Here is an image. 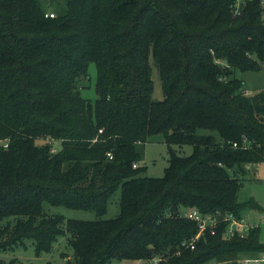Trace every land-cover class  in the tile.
<instances>
[{"label": "trees", "instance_id": "obj_1", "mask_svg": "<svg viewBox=\"0 0 264 264\" xmlns=\"http://www.w3.org/2000/svg\"><path fill=\"white\" fill-rule=\"evenodd\" d=\"M90 62L94 100L78 89ZM263 67L260 0H0V250L30 239L39 254L67 233L71 264H239L264 251L259 225L225 236L224 222L192 248L198 224L180 213L262 208L238 191L264 161V86L246 93L239 73ZM159 133L168 165L148 176L143 144ZM183 144L187 155L172 147ZM118 188V214L101 218Z\"/></svg>", "mask_w": 264, "mask_h": 264}, {"label": "rangeland", "instance_id": "obj_2", "mask_svg": "<svg viewBox=\"0 0 264 264\" xmlns=\"http://www.w3.org/2000/svg\"><path fill=\"white\" fill-rule=\"evenodd\" d=\"M243 0H237L240 3ZM47 11H53L49 8ZM152 64V60L150 58ZM245 81L248 80V87L253 90L264 86V67L259 71L247 70L239 73ZM260 77V78H259ZM259 78V79H258ZM95 79H96V67L94 62H90L87 67V74L85 77L78 79V89L81 96L94 100L97 95L95 92ZM152 79L154 81V88L152 91L153 99L162 98V89L160 80L158 78L157 70L152 64ZM45 140V139H44ZM43 139H39V142H43ZM52 148L54 150L61 148V142L59 140H51ZM174 151L179 155H187L192 151V146L189 144L172 145ZM143 160L141 164L145 165L144 174L148 176H162L164 168L168 165V148L163 140L162 134L152 135L148 141L143 144ZM249 172L243 180L242 186L238 191V199L246 200L253 196L257 199L258 204L264 206V179H250L253 175L251 166ZM119 188L110 196L107 204V210L102 214L101 218L115 217L119 212ZM43 209L47 214H62L65 218H78V219H93L97 217L94 211L85 209H72L62 205H51L49 203L43 204ZM258 209L246 208L242 215L248 219L249 222L259 221L262 217L257 216ZM260 226V239L264 240V226ZM67 233L59 235L54 242L52 248L49 251H42L39 254L35 252L34 246L30 239H26L24 244L15 246L12 249L0 250V264H8L12 259H15V264H71L73 260L72 249L67 243ZM71 259V260H70ZM105 264H145L141 259H111Z\"/></svg>", "mask_w": 264, "mask_h": 264}, {"label": "built area", "instance_id": "obj_3", "mask_svg": "<svg viewBox=\"0 0 264 264\" xmlns=\"http://www.w3.org/2000/svg\"><path fill=\"white\" fill-rule=\"evenodd\" d=\"M261 4H264V0H260ZM52 15V14H49ZM136 166V164H133ZM183 216L190 218L197 222L198 231L193 236L191 241L189 242V246L193 248L194 240L198 239L200 234L204 232L206 229H209L211 232L214 231L215 226L218 223L224 222V235L225 236H233L240 235L243 236L247 233L248 229L262 224L264 226V219L259 221L249 222L246 217L236 218L232 213L221 214L220 212L215 213H202L197 208H183L180 212ZM158 258H153V262H155ZM239 264H264V251L257 253L252 256H246L238 259ZM211 264H216L215 262H211Z\"/></svg>", "mask_w": 264, "mask_h": 264}, {"label": "crops", "instance_id": "obj_4", "mask_svg": "<svg viewBox=\"0 0 264 264\" xmlns=\"http://www.w3.org/2000/svg\"><path fill=\"white\" fill-rule=\"evenodd\" d=\"M261 69H263V68H261ZM260 70V69H259ZM259 70H256V71H259ZM241 75V74H240ZM241 77L243 78V80H244V87H245V92L246 93H249V94H251V93H253L254 91H256V90H258V89H260V88H258V89H255V90H253V88H250V87H248V80L247 81H245V76L243 77L242 75H241ZM260 78V77H259ZM258 78V79H259ZM262 88V87H261ZM251 166V168L253 169L252 170V173H253V175H252V177L250 178V179H255V180H261V179H264V161H261V162H258V163H255V164H252V165H249V167ZM252 198H253V196H252ZM255 199V198H254ZM256 201H257V199H255ZM258 202V201H257ZM261 209H258L259 211H258V214H257V216H258V218L259 217H262V215L264 214V206H262L261 205ZM262 218H260L259 220H261ZM258 221V220H257Z\"/></svg>", "mask_w": 264, "mask_h": 264}]
</instances>
